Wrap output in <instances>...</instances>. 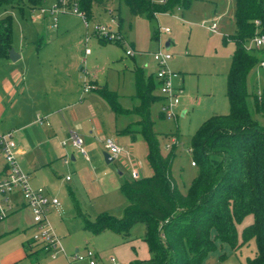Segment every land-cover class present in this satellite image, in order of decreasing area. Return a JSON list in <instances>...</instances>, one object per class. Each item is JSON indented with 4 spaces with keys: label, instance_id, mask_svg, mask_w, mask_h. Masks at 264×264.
Masks as SVG:
<instances>
[{
    "label": "rangeland",
    "instance_id": "1",
    "mask_svg": "<svg viewBox=\"0 0 264 264\" xmlns=\"http://www.w3.org/2000/svg\"><path fill=\"white\" fill-rule=\"evenodd\" d=\"M72 1L66 0V8H70ZM55 2L57 0H13L5 7L0 18L11 16V49L16 54L22 51L25 56H29V67L38 62L37 55H59L61 61L56 63L60 65L70 60V69L79 87L94 80L99 88L115 92L121 112L114 111L99 90L84 94L85 104L73 107V113L72 107L64 108L49 117L52 126V119L58 120L59 129L56 133L50 131L51 127L41 125L42 132L38 131L36 136V132L33 134L34 126L27 128L31 134V145L20 165L24 171L29 172L33 188H44L58 198L59 210L51 209L48 219L67 254H72L75 249L83 252L89 248L101 252V261L105 263H108L109 256H114L121 263L113 250L117 235L108 231L93 234L85 229L76 215L74 203L90 220L101 213L121 217L127 204L120 189L121 183L132 178V169L138 171L139 178L152 174L147 159V144L135 132L138 127L134 123L138 117L132 109L138 100L134 97L136 88L132 69L141 67L145 75L152 73L154 77L157 65L152 53L158 49L159 44L173 56L168 65L179 74L176 82L182 85L178 116L174 119L160 116L159 100L151 105L150 115L161 152L166 155L172 149L174 151L171 173L184 192L198 172V165H191L192 135L208 117L229 112L227 74L231 67L234 44L224 43L223 37L233 35L236 29L235 0H188V4H180V8L157 12L151 17L146 14L132 15L123 0H108L106 6L92 5L88 28H85L79 17L66 10L58 15V29L53 26L52 16H38L39 8H50ZM112 18V27L123 36V40L102 42L91 34L95 25H110ZM213 22L217 24L215 32L206 28ZM164 27H169V32H164ZM86 34H89L88 42L85 41ZM47 39L55 40L46 49L39 50V42H46ZM86 47L90 49L87 55ZM126 50L135 51V55H126ZM24 60L12 62L0 56V85L5 79H10L13 73L23 71L22 67L26 65ZM247 89L248 108L264 129V114H257L253 105L254 95L264 96V70L258 65L248 75ZM56 90L57 87H50L52 93ZM155 92L159 95L158 90ZM87 96L90 98L87 99ZM36 101L22 99L11 115L18 112L21 106H30L34 115H42L45 110ZM183 109L186 112L182 115ZM8 123L9 118H4L0 130L7 127ZM53 127L56 129V125ZM127 127L130 133L123 131ZM73 133L83 138L87 158L81 157L70 142L61 145ZM108 138L116 140L123 149V153L112 157L110 162H106L103 155V140ZM72 152L76 156L74 161L70 158ZM67 156L68 164H64L63 159ZM12 198L19 200L20 192L16 191ZM27 214L25 209H21L11 215L3 222L4 231L15 229L20 239L29 237L32 231L23 230ZM252 220V215H248L237 225L239 239L242 229ZM143 233L144 225L137 223L128 237L131 242L129 247L133 246L139 254L145 251L140 244ZM217 244L222 245L219 241ZM220 251L226 258L220 260L219 257L218 264H246L247 259L254 255L256 245L250 240L237 251L229 247ZM63 261L66 259L59 255L57 260L51 262L61 264Z\"/></svg>",
    "mask_w": 264,
    "mask_h": 264
},
{
    "label": "trees",
    "instance_id": "2",
    "mask_svg": "<svg viewBox=\"0 0 264 264\" xmlns=\"http://www.w3.org/2000/svg\"><path fill=\"white\" fill-rule=\"evenodd\" d=\"M108 0H73L78 10L90 19L93 4L106 6ZM132 15L169 12L188 0H123ZM13 0H0V14ZM255 20L259 24H255ZM235 32L224 36L234 51L227 74L229 112L205 119L191 138L190 151L198 172L183 192L171 173L173 149L161 152L158 134L153 130L151 105L160 100L158 82L134 67L135 98L132 112L138 117V132L148 148L147 159L152 174L124 180L120 189L127 204L121 217L99 214L90 220L75 202L77 217L93 234L110 230L127 239L137 223L144 225L142 239L149 252L148 259H133L128 264H199L208 253L217 250L219 241L232 251L253 240L256 251L246 264H264V129L248 108L247 78L264 59V48L247 49L246 44L256 32L264 33L262 0H235ZM11 16L0 18V56L11 48ZM105 42L107 39L98 38ZM114 111L116 94L98 89ZM254 110L264 114V96H253ZM124 110H122L123 112ZM130 133L128 127L123 130ZM253 220L245 226L239 239L237 225L245 217ZM214 235L212 236V233ZM226 255L222 253L220 260Z\"/></svg>",
    "mask_w": 264,
    "mask_h": 264
},
{
    "label": "crops",
    "instance_id": "3",
    "mask_svg": "<svg viewBox=\"0 0 264 264\" xmlns=\"http://www.w3.org/2000/svg\"><path fill=\"white\" fill-rule=\"evenodd\" d=\"M55 29H58V24ZM65 30H69V29L66 28ZM54 40L47 39L46 42L40 41L38 44L39 50L46 49L52 44ZM87 54L88 53H85V55ZM17 55L19 56L17 60L25 59L24 61L26 65L22 67L23 68L22 72L13 73L10 79H5L4 82H2L0 85V124L3 122L4 118H9V123H8L9 125H7V127L5 126V128L0 130V132L10 131V130L13 131L14 139L15 138L17 139V140L15 139V141L18 147L19 163H21V159L23 155L28 151L31 145L30 144L31 134H29V132L27 131L28 127L34 126L33 134L37 133L36 136L38 135V131L42 132L41 125H45L46 127H51L50 131L56 133V130L59 129V125L57 124L58 120H55V118L52 119V123L53 126L56 125V129H54V127L50 123L49 117L53 116L52 113L54 114L55 111H59L64 108L68 109L71 107L73 113L74 111L73 107L85 104L84 94L86 93L89 94L93 90H98L99 87L97 86L94 80H89L88 84L84 83L85 85L79 87L78 81L74 73H72L70 69L72 67L71 61L65 60L66 62L60 65L59 63H56L57 61H61L59 59L60 58L59 55L58 56L54 54H45L43 56L37 55L36 58L38 62L36 64H33V66L30 65V67H29L30 64L29 56L27 55L25 56L22 51H20ZM5 57L10 59L8 55ZM59 67L60 69L56 70V68ZM177 79H179V74H178V78L175 79V83L182 89V85L176 82ZM86 85L91 86V88L88 91L84 90ZM52 86L58 88V90H56V92L54 93L50 91V87ZM87 97H88L87 99L90 98V96ZM22 99H32L33 101L34 99H37L38 101H36V103H38V106L43 107V110H45V112H43L42 115L39 114L34 115L31 111L30 106L29 107L21 106L18 112L12 113L14 114L12 116L11 112L15 109L17 104ZM87 107L91 108L90 104H87ZM47 110L50 111L48 112ZM185 112L186 110L183 109L181 111V114L183 115L185 114ZM160 116L162 115L160 114ZM134 124L136 125V122ZM80 156L83 157L81 154ZM70 158L72 161L76 159V156L73 154V152L70 153ZM64 159H63V163L68 164V161L64 162ZM27 173L29 174V172ZM59 206L50 207L48 212L51 209L58 211ZM26 217H27V221L25 224V228L23 230L33 231L31 227V217L29 213L27 214ZM3 222H0V264H53L52 262L57 260L59 255H61L66 259V261L65 262L63 261L61 264L69 263V260L62 253H59L56 258H51L47 254H45L37 244L31 242L30 239L31 235L25 239H20L19 236L15 234V229L4 231ZM107 231L117 235L116 236L117 243L116 245H114L113 250L117 254V257L119 258L122 264H128L131 260L136 258L142 260L149 258L148 247L143 239L141 240L140 244L145 251L144 253L139 254L138 251H136L133 246L129 247L131 242L128 240V238L125 239L122 237L121 234L110 230H106L101 233ZM225 247L228 246L226 244L219 245L217 250L208 253V255L199 264H218L219 257L222 254L220 250L224 249ZM76 251L78 250L75 249L74 252ZM96 253L101 257L102 260L101 252H96ZM73 264H83V263L74 262Z\"/></svg>",
    "mask_w": 264,
    "mask_h": 264
},
{
    "label": "built area",
    "instance_id": "4",
    "mask_svg": "<svg viewBox=\"0 0 264 264\" xmlns=\"http://www.w3.org/2000/svg\"><path fill=\"white\" fill-rule=\"evenodd\" d=\"M155 1L160 4L166 2V0ZM66 10L79 17L85 28H88L89 20L85 13L78 10L76 5L66 8V0H57L50 8H39L38 16L42 14L52 16L53 26L56 28L58 24V15ZM113 21L114 19L112 18L110 25H95L91 34L95 35L97 38L107 40H123V36L114 31L112 27ZM255 24L258 25L259 21L255 20ZM206 28L209 31L215 32L217 24L213 22L206 26ZM169 30V27H164L163 29L166 33L169 32ZM85 41H89V34H86ZM246 48H264V33L256 32L247 42ZM89 52L90 49L86 48L85 53ZM125 53L130 56L135 55V51L133 50H126ZM152 57L157 65L154 78L158 82L157 90L159 91V101L161 102L159 113L165 118L174 119L178 116L177 111L180 104L182 89L175 83V79L178 78V73L168 66V61L171 60L173 56L162 49L159 44L158 49L152 53ZM258 66L264 70V59L258 63ZM90 88V85H86L84 90L88 91ZM66 142H70L73 148L78 150L83 157L87 158L83 146V138L80 135L76 133L71 134L67 139L61 142V145L64 146ZM103 142L105 151L111 157L123 153V149L116 140L108 138L104 139ZM67 161L68 158H65L64 162ZM191 165H195L193 161ZM130 174L132 178H138L139 175L136 169H132ZM68 178L69 177L66 179ZM29 180V174L22 169L19 163L18 147L13 136V131L0 132V222H3L17 211L25 209L31 217V227L33 229L30 236L31 242L37 244L41 250L51 258H56L59 253H62L69 260L68 264H73L74 262H82L83 264H121L116 261L114 256H109L108 263H103L101 257L89 248H86L83 252L76 251L68 255L61 244L60 237L57 235L48 219L49 208L60 205L58 198L51 195L44 188H33ZM16 191L20 192L19 200L12 198Z\"/></svg>",
    "mask_w": 264,
    "mask_h": 264
},
{
    "label": "water",
    "instance_id": "5",
    "mask_svg": "<svg viewBox=\"0 0 264 264\" xmlns=\"http://www.w3.org/2000/svg\"><path fill=\"white\" fill-rule=\"evenodd\" d=\"M262 1H263V11H264V0ZM168 45L169 43L167 42L166 47H168ZM8 57L10 58L11 61H16L17 58H19V56L11 48L8 50ZM103 155L106 162H110L113 160V158L106 151L103 153Z\"/></svg>",
    "mask_w": 264,
    "mask_h": 264
}]
</instances>
